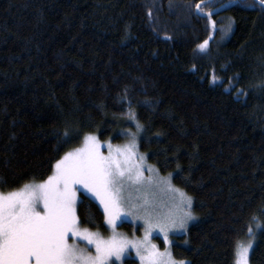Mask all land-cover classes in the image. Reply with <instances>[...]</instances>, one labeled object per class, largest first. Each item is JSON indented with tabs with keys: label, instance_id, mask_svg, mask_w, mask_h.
Instances as JSON below:
<instances>
[{
	"label": "trees",
	"instance_id": "trees-1",
	"mask_svg": "<svg viewBox=\"0 0 264 264\" xmlns=\"http://www.w3.org/2000/svg\"><path fill=\"white\" fill-rule=\"evenodd\" d=\"M129 120L150 164L193 200L174 257L236 264L251 229L250 264H264V8L0 0V192L46 180L85 135L123 143ZM78 218L107 233L85 195Z\"/></svg>",
	"mask_w": 264,
	"mask_h": 264
},
{
	"label": "snow or ice",
	"instance_id": "snow-or-ice-1",
	"mask_svg": "<svg viewBox=\"0 0 264 264\" xmlns=\"http://www.w3.org/2000/svg\"><path fill=\"white\" fill-rule=\"evenodd\" d=\"M264 5V0H260ZM197 9L200 5H196ZM215 28V24L212 25ZM230 31V26L229 29ZM207 41L200 45L207 47ZM130 118L134 116L129 113ZM139 130V125L137 124ZM69 133L65 132V137ZM95 135H85L82 147L68 152L53 166L52 174L41 183L23 185L19 190L0 192V264H112L121 260L129 247L147 264H187L174 258L170 247L161 252L149 243V235L159 230L164 243L170 245L169 231H183L194 219L192 200L184 192L171 186L170 178H149L148 183L164 184L178 197L176 211L163 215L155 213L147 201L133 203L124 197L125 182L144 181L145 157L137 156L136 138L114 151L109 144L108 155L101 151ZM150 173L154 170L148 168ZM83 189L103 207L105 223L113 235L105 240L99 232L82 228L76 213L77 192ZM143 219L146 230L144 241H129L115 232L121 217ZM72 243H69V238ZM251 239V229H249ZM77 241H86L94 254ZM252 244H237L236 264H248Z\"/></svg>",
	"mask_w": 264,
	"mask_h": 264
},
{
	"label": "rangeland",
	"instance_id": "rangeland-1",
	"mask_svg": "<svg viewBox=\"0 0 264 264\" xmlns=\"http://www.w3.org/2000/svg\"><path fill=\"white\" fill-rule=\"evenodd\" d=\"M129 123H132L133 126L135 125L130 120H129ZM142 132H143V128L140 127V129L138 130L136 125H135V130H133V129L125 130V132H123V135L125 137V140L123 143H114L111 140L102 141L99 139V137L97 135H95V136H97V138L99 139V141L102 145V147H101L102 153L104 155H108L109 149L107 146L109 144L112 145L113 151L116 148H123L130 143L132 135H135V138H136V149H135L136 155L145 157L144 165H143L145 168L144 181L141 184H131L129 182H125V187H124V192H123L124 197L126 199L128 197H131L133 203H144L145 201H147L149 203V205L154 209L155 213L160 214V215H163L169 211H176V204L178 202V197L176 196V194L173 193L172 191L167 190V186L164 184H157V183H151L150 184V183H148V179L150 177L153 179H155V177H157V176L162 178V179H169L170 178V183H171L172 188L177 189L175 187V185H173L171 177H163L162 175H160L159 172L157 171V169L150 164V162L148 160V156L146 154L142 153V151L140 150V139H141ZM82 144H83V141L80 144V146H78L77 148L82 147ZM77 148H75V149H77ZM75 149H73L71 151H74ZM71 151H69V152H71ZM148 168H152L154 171L150 173L149 171H147ZM34 183H41V182H34ZM82 195H85V196L89 197L90 199H92L94 202H96L100 206L102 211L104 212L103 207L100 205L99 201L96 200V198L94 196H92L90 193H87L83 189H81L80 191L77 192V200H76L77 216H78V204L82 198ZM193 206L194 205H193V200H192L191 212H192L193 217H195ZM196 222H197V219L195 217L194 219L188 221L187 226H186V230L169 231L168 232V238H169V241L171 242L170 245H166L164 243V236L161 232H159V230H153L150 233L149 238H148L149 243L156 245L157 248L161 252H163L165 250V248H167V247H170L171 251H172L173 245L176 242L177 237H180V236L187 234L190 227L192 225H194ZM124 224H129V225L133 226V229L131 230V232H128V231H126V229L121 228ZM145 230H146V225H145L143 219H137V218H134L133 216H128V217H121V219L117 221V227L115 229V232L118 235V237L127 238L129 241H144ZM99 233L101 234V236L105 240L110 239L113 235V231L108 225H107V233H101V232H99ZM249 242L252 244V247H253L254 239L252 237H251V239H250V237L247 238L241 244L247 245ZM69 243H72L71 237L69 238ZM77 243L81 247H87L94 254V251H95L94 248L90 245H87L86 241H77ZM253 248H251L249 251L248 264H250V258H251V253L253 251ZM172 253H173V251H172ZM129 259L136 260L138 262V264H147V261L146 260L142 261L140 256L137 255L136 249L132 248V247H129L127 249V251L124 253L121 260H115V258H113L112 264H125L126 261ZM187 264H189L188 261H187Z\"/></svg>",
	"mask_w": 264,
	"mask_h": 264
},
{
	"label": "flooded vegetation",
	"instance_id": "flooded-vegetation-1",
	"mask_svg": "<svg viewBox=\"0 0 264 264\" xmlns=\"http://www.w3.org/2000/svg\"><path fill=\"white\" fill-rule=\"evenodd\" d=\"M236 1H238V2H250V1H254L255 3H257V1L256 0H236ZM260 1V0H259ZM258 4V3H257ZM259 5V4H258ZM260 6V5H259ZM263 8V7H262Z\"/></svg>",
	"mask_w": 264,
	"mask_h": 264
},
{
	"label": "water",
	"instance_id": "water-1",
	"mask_svg": "<svg viewBox=\"0 0 264 264\" xmlns=\"http://www.w3.org/2000/svg\"><path fill=\"white\" fill-rule=\"evenodd\" d=\"M257 1V3L261 6V7H263L264 8V5H262L261 3H260V1L259 0H256Z\"/></svg>",
	"mask_w": 264,
	"mask_h": 264
}]
</instances>
